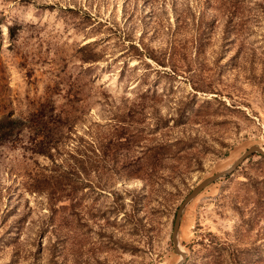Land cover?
Wrapping results in <instances>:
<instances>
[{"label": "rangeland", "instance_id": "1", "mask_svg": "<svg viewBox=\"0 0 264 264\" xmlns=\"http://www.w3.org/2000/svg\"><path fill=\"white\" fill-rule=\"evenodd\" d=\"M7 114L48 121L55 162L25 128L0 144V264H176L184 197L264 148V0H0ZM177 240L184 264H264V157Z\"/></svg>", "mask_w": 264, "mask_h": 264}, {"label": "trees", "instance_id": "2", "mask_svg": "<svg viewBox=\"0 0 264 264\" xmlns=\"http://www.w3.org/2000/svg\"><path fill=\"white\" fill-rule=\"evenodd\" d=\"M7 30L10 36L14 35L15 32L13 26H7ZM86 59L92 60V58L88 56L82 60L86 61ZM31 121L32 120L27 118H14L10 114L0 116V144L13 137H18L25 128L27 129V139L30 145L28 149H30V151L34 154L48 157L54 163L55 160L52 152L50 151V147L52 145L51 140H47V132L49 131V128L46 124L48 121H45L44 119L38 123H34L33 121L31 123ZM44 130H46V133ZM71 156L72 157L69 159L71 163L74 162L75 159L77 160L74 155ZM76 163H74V165H76Z\"/></svg>", "mask_w": 264, "mask_h": 264}, {"label": "water", "instance_id": "3", "mask_svg": "<svg viewBox=\"0 0 264 264\" xmlns=\"http://www.w3.org/2000/svg\"><path fill=\"white\" fill-rule=\"evenodd\" d=\"M254 153H258L259 155L264 156V149H262L257 145L250 146L231 166L220 172L213 174L208 178H205L184 197V199L182 200L176 211L173 233H172L174 251L180 255V259L176 264H184L186 259V254L180 250L177 240V231L179 227L180 217L182 215L185 206L194 198H196L207 186L212 184L214 181L218 180L221 177L231 175L249 156H251Z\"/></svg>", "mask_w": 264, "mask_h": 264}, {"label": "bare ground", "instance_id": "4", "mask_svg": "<svg viewBox=\"0 0 264 264\" xmlns=\"http://www.w3.org/2000/svg\"><path fill=\"white\" fill-rule=\"evenodd\" d=\"M262 149H264V148H262ZM180 250L182 251V252H184V250L180 247ZM185 253V252H184Z\"/></svg>", "mask_w": 264, "mask_h": 264}]
</instances>
